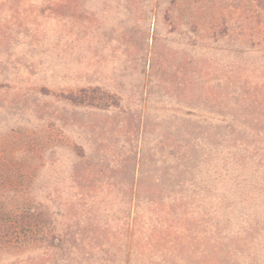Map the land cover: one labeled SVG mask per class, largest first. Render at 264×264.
<instances>
[{"label": "rangeland", "instance_id": "rangeland-1", "mask_svg": "<svg viewBox=\"0 0 264 264\" xmlns=\"http://www.w3.org/2000/svg\"><path fill=\"white\" fill-rule=\"evenodd\" d=\"M254 2L0 0V184H28L51 217L36 237L62 246L32 264H101L68 253L129 221L130 264H264ZM132 179L163 205H130Z\"/></svg>", "mask_w": 264, "mask_h": 264}, {"label": "trees", "instance_id": "trees-1", "mask_svg": "<svg viewBox=\"0 0 264 264\" xmlns=\"http://www.w3.org/2000/svg\"><path fill=\"white\" fill-rule=\"evenodd\" d=\"M64 1L66 3L67 0ZM152 1V7L154 10V8L158 6L162 0ZM174 2L175 0H172V3ZM254 5L258 8L259 13L264 15V0H255ZM79 92L84 93L85 90L80 89ZM67 98L76 104H82L85 102L84 97H78L72 93ZM189 147L190 145L185 142L183 148L184 150L181 152L183 159L185 160L192 159L191 155L189 156V154L191 150L193 151V149H190ZM188 169L191 168L189 167ZM185 172L188 173V170H185ZM128 185L130 190H132L130 192L129 199L130 205L136 200H141V202L146 203V205H163V199L155 200L154 197L141 195L142 185L140 184V181H134L132 179ZM27 187L28 184L14 180H9L3 185L0 184V264H32L30 259H32L31 255L34 251L40 252V250H42V255H48L50 253V248L54 252L59 251L62 248V246L58 247L56 244L51 242L41 244V240L36 237L49 236V234L46 235L45 232L47 229L46 227H48L47 225L51 223V217L49 213L44 210V208H41V203L33 200L27 194ZM184 196L186 195L170 198L171 200L168 202L174 203L176 201L179 206L178 208H181L180 210L185 215L187 213L186 211L188 210V199H186ZM128 220H130L129 214ZM103 231L108 232V230ZM132 232V223L129 221L127 222L124 232H122L124 235L119 233V238L122 241L119 240L118 242H108L106 239H104L105 236L100 235L99 237L101 240H98L92 244H81V246L77 243L73 244L72 247L74 248V251H71L68 254L76 256L77 258L75 259L77 260L88 256L89 259H91V255H97L98 253H101V264L113 263L114 260H117L120 264H130L129 258L132 257L131 254L134 245H136L132 239ZM119 255H122V257L120 256L119 258ZM57 257V253H52L51 258L47 261H57Z\"/></svg>", "mask_w": 264, "mask_h": 264}]
</instances>
